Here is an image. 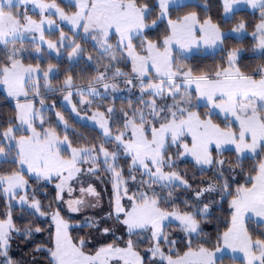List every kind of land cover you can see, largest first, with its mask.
<instances>
[{
	"label": "snow or ice",
	"instance_id": "1",
	"mask_svg": "<svg viewBox=\"0 0 264 264\" xmlns=\"http://www.w3.org/2000/svg\"><path fill=\"white\" fill-rule=\"evenodd\" d=\"M0 264H264V0H0Z\"/></svg>",
	"mask_w": 264,
	"mask_h": 264
},
{
	"label": "rangeland",
	"instance_id": "2",
	"mask_svg": "<svg viewBox=\"0 0 264 264\" xmlns=\"http://www.w3.org/2000/svg\"><path fill=\"white\" fill-rule=\"evenodd\" d=\"M58 99V98H57Z\"/></svg>",
	"mask_w": 264,
	"mask_h": 264
}]
</instances>
